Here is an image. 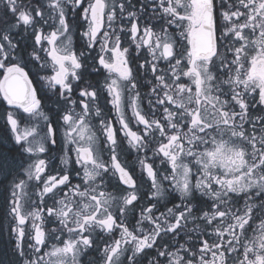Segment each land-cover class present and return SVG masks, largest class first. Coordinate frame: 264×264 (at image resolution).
Returning <instances> with one entry per match:
<instances>
[{
	"label": "snow or ice",
	"instance_id": "1",
	"mask_svg": "<svg viewBox=\"0 0 264 264\" xmlns=\"http://www.w3.org/2000/svg\"><path fill=\"white\" fill-rule=\"evenodd\" d=\"M0 2V264H264V0Z\"/></svg>",
	"mask_w": 264,
	"mask_h": 264
},
{
	"label": "flooded vegetation",
	"instance_id": "2",
	"mask_svg": "<svg viewBox=\"0 0 264 264\" xmlns=\"http://www.w3.org/2000/svg\"><path fill=\"white\" fill-rule=\"evenodd\" d=\"M2 8H3V3L0 2V10H2ZM0 14H2V12H0ZM73 43H74V46L77 47V48H80L81 45L83 44V41L80 39L79 33H78V31L75 28L73 29ZM98 50L99 49L97 48V51ZM93 54H95V53H93ZM97 79L101 80V82H102L103 77L102 76L93 77V81L94 82ZM141 83L143 84V83H146V82L142 80ZM140 90L142 92H147L148 89L145 88V87H142ZM145 106H146V102H145ZM3 107H4L3 102L0 101V112H2ZM108 107L110 108L111 106L109 105ZM127 114H128L129 117H131V112L130 111H128ZM112 115H113V118H114V114H112ZM9 137H10V133H8L7 129L4 128V122H3L2 119H0V143H3L7 148H11L12 147V143H11ZM135 156H136L135 152H132L131 155H127V154L125 155V158L127 159L128 163L130 165L135 163ZM56 163L57 164L59 163L58 160L56 161ZM157 163H159V162H157ZM136 171H137V173H139V166L138 165L136 166ZM2 197H3V188L0 187V201H2ZM83 259H85V258L82 257V260ZM89 259H90V257H89Z\"/></svg>",
	"mask_w": 264,
	"mask_h": 264
}]
</instances>
